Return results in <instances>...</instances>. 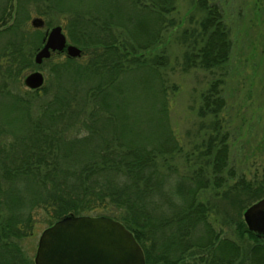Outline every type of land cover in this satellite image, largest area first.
<instances>
[{"label":"trees","instance_id":"trees-1","mask_svg":"<svg viewBox=\"0 0 264 264\" xmlns=\"http://www.w3.org/2000/svg\"><path fill=\"white\" fill-rule=\"evenodd\" d=\"M174 2L0 0V264H33L21 240L36 222L70 214L119 221L145 264H264V240L241 217L264 196V176H224L233 171L221 79L200 93L202 160L174 164L182 149L167 117L166 57L148 55ZM196 3L203 15L182 67L211 71L227 61L228 31L215 4ZM32 11L46 27L64 14L62 29L81 55L51 61V53L42 60L47 81L28 90L21 78L38 66L32 57L43 37L27 23ZM207 188L211 199L199 200ZM211 213L239 242L215 229Z\"/></svg>","mask_w":264,"mask_h":264},{"label":"rangeland","instance_id":"rangeland-1","mask_svg":"<svg viewBox=\"0 0 264 264\" xmlns=\"http://www.w3.org/2000/svg\"><path fill=\"white\" fill-rule=\"evenodd\" d=\"M196 1L175 0L173 10L163 15L160 40L148 51L149 56L162 52L166 57L162 72L168 84L167 117L170 130L182 149L174 164L180 169L202 160L199 156L202 150L200 140L208 118L199 117L197 108L200 93L211 79L218 78L222 80L220 88L224 98L219 118L223 129L228 132V167L233 171L231 174L224 171V176L229 183L238 176L249 180L260 178L264 176V0H207L218 7L230 43L226 63L211 71L184 70L182 67V53L192 44L203 15ZM11 3L14 5V0ZM29 14L27 23L31 26V20L38 18L41 24L37 28L43 33L52 25L62 26L64 17V14H52L51 23L46 27L43 16L33 11ZM63 57L64 51L54 52L50 60L58 61ZM48 69L49 63L42 62L26 71L23 77L29 71L37 70L45 83ZM22 87L25 88L23 84ZM212 195L213 189L207 188L198 193V199L207 201ZM209 220H214L213 226L222 231L221 235L239 242L232 226H220L212 213ZM44 227L36 222L32 234L21 240L22 248L32 257L38 235Z\"/></svg>","mask_w":264,"mask_h":264},{"label":"water","instance_id":"water-1","mask_svg":"<svg viewBox=\"0 0 264 264\" xmlns=\"http://www.w3.org/2000/svg\"><path fill=\"white\" fill-rule=\"evenodd\" d=\"M31 25L41 24L38 18ZM78 58L81 49L68 42L60 24L47 28L32 62L39 65L51 53ZM43 76L29 71L22 79L28 90L39 88ZM242 220L250 232L264 240V196L242 211ZM33 264H145L140 246L132 233L119 221L106 215H65L44 227L37 238Z\"/></svg>","mask_w":264,"mask_h":264}]
</instances>
